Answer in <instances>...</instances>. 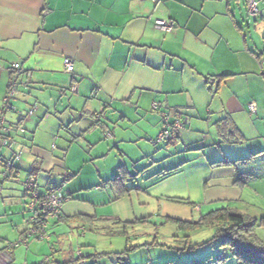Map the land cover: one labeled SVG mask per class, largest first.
I'll return each instance as SVG.
<instances>
[{
    "label": "crops",
    "instance_id": "obj_1",
    "mask_svg": "<svg viewBox=\"0 0 264 264\" xmlns=\"http://www.w3.org/2000/svg\"><path fill=\"white\" fill-rule=\"evenodd\" d=\"M231 3L232 0H0V108L9 85L16 81L14 110L6 114V125L13 129H24L23 133L10 132L11 144L4 145L0 138V151L7 147L11 151L6 160L12 154L21 156L14 162L17 174H28L32 169H37L36 176L41 174L45 180L41 190L52 186L53 175L62 164L59 157L49 155L42 142L40 144L37 140L40 130L46 133L44 139L49 143L55 138V133L64 132V129L65 133L76 135L78 140L94 149L99 146L107 149L110 143H114L113 149L121 156H130L121 150V144L126 141L135 143V138L127 140L123 136H115L117 129L122 134L132 132L136 122L148 116L154 118L155 123L153 114L156 110H150V106L152 108L156 101L170 110L174 117L180 116V107L173 108L168 103V95L180 90L174 83L172 88L168 82L169 78L173 81L178 73L173 69L175 61L204 74V84L213 101L215 98L217 102L220 100L216 109L207 105L208 119L205 123L212 124L214 137L210 133H203V138L192 142L180 134L174 147L162 143L163 146L158 147L163 148L160 150L162 153L159 151L152 157L148 152V155L135 157L133 160L138 162L152 157L154 160L149 166L153 170L142 176L140 170L135 171V177L141 180L127 183L128 188L135 187L127 195L118 198L117 188L110 182L117 169L101 177V184L80 180L77 178L78 172L67 174L63 180L67 184L61 192L72 198L63 204L61 216L51 221L49 229L62 226L78 231V227L84 226L87 231H93L102 220L108 218L107 221L113 224L110 227L107 224L108 229L124 230L125 224L138 219L134 214V208L138 207L145 208L142 210L144 217L155 216L164 224L176 225L177 230L182 232L188 231L179 228L168 218L181 222L193 221L196 218L192 206L199 207L197 218L225 208L248 215L237 207H231L240 204L242 199L243 184H238L237 178L239 175H250L245 184H248V180L257 179V175L248 174L241 166L264 156V141L260 140L261 137H254L245 140L248 144L240 148L233 146L244 144L240 130L243 122L252 130L261 128V125L264 127V105H259L257 96L250 95L247 101L243 99L237 87L224 94L221 89L222 86L230 89L228 86L234 80L232 77L248 74L255 75L264 87V70L258 67L261 57L254 53L256 50L253 46H248L245 37L243 43L236 44L226 35V29L230 27L240 28L236 25L235 14L231 12ZM168 16L175 22V31L169 35L154 27L157 19H168ZM231 46L235 53H242L237 64L229 61L233 67L217 75L214 71L204 73L199 70L197 60L207 59L204 56L217 58L222 47L233 53L228 49ZM177 48L185 55H179ZM65 59L73 62L72 72L64 69ZM14 64H19L20 69L15 70ZM236 66L243 71L233 69ZM206 78L211 80L209 85ZM73 85L77 87L76 93L70 90ZM251 103H256L257 113L250 119L248 105ZM29 111H33L31 116ZM100 114H104L105 119L101 126H97L95 120ZM150 118L146 123H151ZM256 118L257 121L253 123ZM26 133L31 137L27 138ZM107 133L110 138H106ZM147 133L143 131L144 137L139 139L145 140ZM233 150L239 151L240 155L234 154ZM142 156L144 158L140 159ZM249 157V162L228 163L229 160H247ZM44 158L46 162L43 163ZM122 163L119 162L118 166L126 165ZM65 170L67 172L66 166ZM126 170L128 176L135 175L127 166ZM10 184L13 185V182ZM5 190L6 197L13 199L15 192L21 194L14 187ZM20 203L23 206V221L26 215L24 201L14 200L16 209ZM215 203L221 204V208L202 214L205 207ZM174 205L181 215H173L169 206ZM109 208V214L100 212ZM82 218L95 222L90 224ZM28 220L31 224L29 216ZM21 221L16 220L18 224ZM206 229L214 231L213 228ZM24 231L18 232L19 237ZM59 231H55L54 235L60 242L59 235H63V232L56 233ZM190 233L194 232L182 237L175 235L172 241L177 242L173 249L178 253V261L171 262H187L184 260L189 258V253L198 249H191V246L207 241L213 235L195 241ZM0 234V264L69 262H55V257L51 262L50 258L53 257L50 255L44 262H40V258L37 262L35 256L28 254L20 259L21 252L18 255L19 250L16 249L19 248H15L18 242L12 244L9 235L5 232ZM47 241L52 243L49 237ZM25 245L28 249L35 247L36 250L39 247L31 242ZM51 250L55 252L54 243ZM61 252L66 256L65 251ZM181 252L186 253L182 261ZM191 258L196 260V257Z\"/></svg>",
    "mask_w": 264,
    "mask_h": 264
},
{
    "label": "rangeland",
    "instance_id": "obj_2",
    "mask_svg": "<svg viewBox=\"0 0 264 264\" xmlns=\"http://www.w3.org/2000/svg\"><path fill=\"white\" fill-rule=\"evenodd\" d=\"M256 1L259 3L257 8L262 15L252 18L247 17L245 14V0H232L231 12L235 14L236 23L240 26V28H242V30H239L238 28L234 29L233 27L228 29L225 27L223 28L226 29L228 39H230V41H235L236 44L243 43V37L246 38L248 46H253L256 50L254 53L258 55L257 57H261L259 59L260 62L258 67L260 66V70L261 67L264 70V0ZM170 8H172V6ZM248 20L249 22L247 23ZM174 31L175 29L171 33ZM169 34L170 33H168V35ZM228 49L233 50V53L227 51L225 47H222L218 51L220 56H217V58L216 56L214 58L204 56V58L207 59L197 60L196 62L199 63V70L204 73H211L214 71L213 73L217 75L227 70L226 68L233 67L229 61L237 64L236 62L241 58L242 53H240L241 55L235 53L232 46L231 48L228 47ZM176 50L179 55H185V52L181 51V49L177 48ZM209 59L212 60L208 61ZM174 65L173 69L175 72L178 71V73L175 77H173V81L169 78L168 82L170 81L169 84L172 88H174L175 84V86L179 87L178 89L180 90H177L175 93L172 92L168 95V103L173 106V108L180 107V116L177 118L174 117L170 113V110L161 106L160 103L156 101L155 103H157L158 109L155 114H153L156 119L155 123H153L154 118H150L148 116L145 120L136 122V126H133V128L131 127L133 130L132 132L129 131L122 134L118 132L117 129L115 131V136H123L124 139L127 140L128 138H135V143H128V141H126V143L121 144V150L125 151L130 156H121L116 149H113L114 143H110L107 149H103L104 147L102 146L94 149L81 139L78 140L76 135L72 136L67 134V132L65 133L64 129H62L64 132L55 133V138H52L50 143L44 139V137H46V133L43 130H40L37 133V140L40 144L42 142L44 150H47L49 155L53 154L61 159L60 163L62 165H60L59 168L57 167L58 171L53 175V182L51 180L52 189L58 192H61V190L63 191V187L67 184L63 180L67 174L70 175L74 172H78L77 178L80 180H85L87 183L101 184L103 182L101 177L105 176L107 173H111L113 170L117 169V171H119L118 164L121 161L126 164L125 166L123 165V167L126 168L127 166V168L131 169L133 174H135V171L140 170V176L146 175L147 171L151 172L153 170V168L151 169L149 166L154 160L152 157L156 154L162 153L160 150H163V148L159 149L163 146V142L157 141L159 133L166 127L171 130V125L175 120H178L182 125L186 124L184 125L183 130L181 128L178 130V133L192 142H198L201 138H203V133H210L209 135L214 137L212 124L208 123L207 125L205 123L208 119L207 105H210L211 109H216L217 105L220 104V100L217 102L215 98V101H213V97L205 87L204 74L198 72V70L196 71L195 68H190L178 60L174 62ZM233 69H236L239 72L243 71L238 66ZM232 78L234 80H232L228 86L230 89H227V86H222L221 93L224 94L227 91H233L237 87V91L243 94V99L247 101V97L250 95L257 96L259 105H264V87L260 85L255 75H240ZM150 110H153L151 106ZM149 118L151 119L150 124L146 123ZM164 118L170 122L166 123ZM248 121L250 120L248 119ZM256 121L257 118L253 120V123ZM240 130L244 136V138H242V142H244V144H235L237 147L233 146V148H240L241 146H244L247 143L245 140L253 139L254 137H261L260 140L264 141V127L262 125L261 128L252 130L248 124L243 122L240 124ZM143 131H148V136L145 137V140H140L139 138L144 137ZM17 132L19 131L17 130ZM208 134H205V136ZM26 137L29 138L31 136L29 133H26ZM194 145L196 144H193L192 146ZM179 148H181V146H179ZM255 149L256 148H254V150ZM148 152H151V158H147L143 162L142 160L139 162L133 160L135 157L144 154L148 155ZM233 152L236 155H240L237 150H233ZM10 154L11 151L8 150V147L1 148L0 157L2 159L4 158L3 160H6L5 158L10 156ZM18 157L20 159L21 156L18 155ZM143 158L144 156L140 157V159ZM262 158H264V156L257 158L255 162L246 163L241 166L248 174L257 175V179L248 180V184L242 186L241 203L231 206L237 207L242 213H248V216L250 215L249 217L258 220L264 216V159ZM18 160H15V162ZM2 162L3 161H0V233L5 232V234L9 235V239H11L10 242H12V244L18 242L15 248H19L16 249L17 251L19 250L17 253L18 255L21 252L20 259H23L24 254H28L32 257L35 256L37 262L39 258L41 259L40 262H44L45 258L50 255V257H53L50 258L51 262H53L52 259L55 257V262H65L69 260L67 264H172L173 262L171 261H178V253L176 249H173V246H176L177 242H173L172 240L175 239V235L182 237L186 236V233L188 232L178 231L175 227L176 225L164 224L161 219L147 214L146 222H138L134 224L129 223L126 225L125 230L122 228L119 230L108 229L111 225H113L112 221H107L108 218L102 220V223L94 228L93 231H87L84 236L79 234L77 230L70 229V227L61 226L60 228H55V230L49 229V238L52 240V243H54L55 252L54 250H51L52 243L47 241L48 239L37 240L34 236H28L26 242L28 244L29 242H31V244H38V249L35 250V247L28 249V246L26 247L25 244L21 246L18 232L21 233L23 229L26 231L32 227V224H29L28 220V216H31V212L27 204L31 192H28L27 186L24 185L27 180V175L24 172L19 173L16 180L14 178H12L11 181L4 180V177H2L4 164ZM44 162H46L45 158L43 160V163ZM65 166L67 168V172L65 170ZM68 169L70 170L68 171ZM109 177L112 176L110 175ZM111 179L112 178H110V180ZM140 180L141 178H139V181ZM12 182L13 185L10 184ZM36 185L39 188H43L45 185V180L41 174L36 176ZM10 187L19 189L21 194L19 195V193L15 192L14 199L6 197L7 194H4V192H6L5 189ZM2 189H4L3 193ZM10 194L13 193L11 192ZM14 200L24 201L23 205L26 215L23 221H21L23 206L20 203L19 207L16 209ZM175 207L176 205H174V207L169 206V208L173 211V215H181L176 211ZM219 207L221 208V204L219 203L207 206L202 210V214L210 209H216ZM192 208L194 211L193 216H195V220H197L199 207L197 206L196 208V206H192ZM194 208H196V210ZM143 209L145 208H134L136 218L141 219L144 217V214L142 213ZM100 212L103 214H109L110 208L103 209ZM146 213H148V211H146ZM18 219H20L21 224L16 222ZM107 224L109 226L108 228ZM55 231H59L56 233L63 232V235H59V237H61L60 242L54 235ZM123 231L125 234H123ZM213 232V230L204 228L192 234L190 233V236L192 238L194 237L195 241H198L210 237ZM256 233L258 237L264 241V228L258 229ZM197 234L200 235L196 237ZM61 250L66 252V256L61 252ZM77 251H80L82 254L84 263L78 262L75 259ZM180 254L182 261V259L186 256V253L181 252ZM70 255H72L74 261H71ZM217 255H220V261H217ZM202 256V261L207 262L205 260L209 259L208 262L210 264H236L235 258L231 255V253L228 250L219 247L216 243L206 245L204 249L198 248L196 251L190 252L188 255L189 258H185L184 261H191V257H196L195 259L199 260ZM176 263L178 262H174L173 264Z\"/></svg>",
    "mask_w": 264,
    "mask_h": 264
},
{
    "label": "trees",
    "instance_id": "obj_3",
    "mask_svg": "<svg viewBox=\"0 0 264 264\" xmlns=\"http://www.w3.org/2000/svg\"><path fill=\"white\" fill-rule=\"evenodd\" d=\"M152 1H154V0H152ZM245 2H246L245 3V11H246L245 14L247 17L254 18V17H259L262 15L259 10L255 16L249 15L248 10H247V1L245 0ZM256 2H257V7H258L259 3H258V1H256ZM165 20L172 21L174 24V29H175V22L172 19L168 18ZM248 22H249V20L247 21V23ZM236 25H238V24H236ZM239 29L242 30V28H239ZM164 33H166V32H164ZM169 33H171V32H169ZM221 77H223V76H221ZM263 78H264V76H263ZM210 83H211V80L209 78H206V84L209 85ZM157 109H158V107L153 109V111L157 110ZM256 113H257V106H256L255 113L251 114V116H250V113L248 111L249 118L250 119L253 118L256 115ZM0 114H4L5 116L7 114V113H5V111H3L2 106L0 108ZM164 120H165V118H164ZM102 121H103L102 119L95 120V124L97 126H101ZM168 122H170V121H168ZM165 130L168 131L169 136H167V138H165L163 140H159L157 137V141L163 142L165 144L168 143V146L174 147L176 140L179 139V137H180L179 136L180 133H178V131H175V130H169L168 127L163 129L162 132H164ZM12 131H14V130H12V127H11V132ZM3 137H4V135H3V133H1L0 138H3ZM254 155H256V154H254ZM17 156H18L17 154H12V156L8 160L2 159V161H3L2 163L4 164L3 165V171H2V177H4V179L14 178L16 180L18 174L16 172L14 162H15ZM250 159L251 158L249 157V158H247V160H232V161L229 160L228 163L234 165V164L242 163V162L245 163L246 161L249 162L248 160H250ZM10 162H12L13 165H12V168L8 169L7 165ZM118 169H119V171L112 177L110 182L117 188L116 189L117 195H118L117 197L119 198L123 195H127L131 191H134L133 189H135V187H132L130 189L127 187V183H131L132 181L138 182L139 180L137 179V177H135L136 174L132 175V176L129 174L130 176H128V172H127L126 168L123 167V165H120ZM36 171H37V169H32L28 174H26L27 180H31L34 182V186L32 188L33 191L38 192L39 195H44L49 190H52V188H51V186H48L44 190H41L36 185V175L38 174ZM170 173H172V172H170ZM166 174H169V173H166ZM242 176L243 177H241L239 175L237 178V183L240 185L241 184L244 185L246 183L247 179L251 177L250 175H248V176L242 175ZM36 188H38V189H36ZM27 191L32 192L31 189H27ZM58 193L63 196L62 197L63 200L61 201V210H62L63 204L66 203L67 201L71 200L72 196L71 195H64L61 192H58ZM31 199H32V193L29 197L27 204L30 203ZM61 210H60L59 214H57L53 218H48L47 220L44 218L47 221V226L45 228L38 224L39 216L36 213V211H34V210L30 211L31 212L30 222L32 224L31 228L35 229L36 236L35 235L34 236L37 240H41L40 235L43 232H45L47 237H50L48 234L50 223L53 220H57L61 216ZM43 216L44 215H42V217ZM146 218L147 217H143L141 219H134L132 222H129V223H131V224L138 223V222L144 223L147 221ZM82 219L88 221L90 224H92V222H95L93 219H89V220H87L86 218H82ZM168 220L173 221L174 223H176L178 225L179 228L184 229L188 232H195V231H198V230H201L204 228H213L214 229L213 235L207 241H204V242L197 244V245H193V246H191V249H193L195 247L204 249V247L206 245L216 243L219 245V247L224 248L225 250H228L231 253V255L235 258L236 264H264V241L262 239H260L256 233V231L258 229L264 228V217H262L260 220L253 219V218L249 217L248 215H242V214L237 213L233 210L225 208V209L210 211L209 213H207L205 215H201L199 218H197V220H193L190 222H181V221L173 220V219H169V218H168ZM129 223H127V224H129ZM127 224H125L124 226H126ZM28 230L24 231L23 234L20 236V241L23 244H27L26 240L28 238V236H27ZM87 230L88 229L85 228L84 226L78 227V233L79 234L84 235L87 232ZM123 234H125L124 231H123ZM0 252H2V251L0 250ZM124 252H126V251H124ZM78 253L80 255H78ZM219 256L220 255H217V257H218L217 261L221 260ZM70 258H71V261H74L72 255H70ZM75 259L78 262L84 263V259H83L82 254L80 253V251H77ZM205 261H207V262L202 261V258H201L199 260H191V261H187V262H183V263H176V264H210L208 262L209 259H206Z\"/></svg>",
    "mask_w": 264,
    "mask_h": 264
},
{
    "label": "built area",
    "instance_id": "obj_4",
    "mask_svg": "<svg viewBox=\"0 0 264 264\" xmlns=\"http://www.w3.org/2000/svg\"><path fill=\"white\" fill-rule=\"evenodd\" d=\"M247 1V10H248V14L251 16H255L258 13V9H257V2L255 0H246ZM154 27L157 30H160L162 32H172L174 30V24L172 21L170 20H165V19H157L154 22ZM63 66L64 69L67 72H72L73 71V62L69 59H65L63 61ZM13 68L15 70H19L20 69V65L19 64H14ZM15 87H16V81H12L11 84L9 85L5 96L3 97L2 100V108L3 111H5V113L11 112L12 110H14V105H13V99H14V95L16 93L15 91ZM72 93H76L77 91V87L76 85L71 86L70 88ZM158 105L157 103H153L152 104V108L155 109L157 108ZM248 111L251 114L255 113L256 111V105L254 103H251L248 105ZM29 115L31 116L33 114V111H29L28 112ZM5 117L4 114H0V125L2 123L3 118ZM104 120V114H100L96 116V120ZM166 123H169L167 119H165ZM184 126V124L182 125L178 120H175L173 122V124L171 125V130H175L178 131L180 128L182 129ZM5 129L0 130L1 133H3ZM12 130L14 131H19L20 133L24 132V129L22 127H17V128H12ZM168 131L165 130L164 132H161L158 136L159 140H163L165 138H167L168 135ZM110 134L107 133L106 134V138H110ZM3 144L7 145V144H11V141H9V138H2L1 139ZM19 157H16V160H18ZM13 163L10 162L7 165V168H12ZM24 185L27 186V189H31V193H32V199L30 200V203L28 204V208L30 211H36V213L39 216V220H38V224L42 227H46L47 226V219L48 218H53L55 217L57 214H59L60 210H61V201L63 200V196L61 194H59L56 190L52 189L49 190L47 193H45L44 195H39L38 192L33 191L32 188L34 186V182L31 180H26ZM42 215H44L42 217ZM42 217V218H41ZM46 220H45V219ZM37 224V225H38ZM36 236V231L34 228H31L27 231V236ZM34 236V237H35ZM41 239H48L47 235L45 234V232H43L40 235ZM78 255H80L78 253Z\"/></svg>",
    "mask_w": 264,
    "mask_h": 264
},
{
    "label": "water",
    "instance_id": "obj_5",
    "mask_svg": "<svg viewBox=\"0 0 264 264\" xmlns=\"http://www.w3.org/2000/svg\"><path fill=\"white\" fill-rule=\"evenodd\" d=\"M2 129H5L4 131H3V135H4V137L3 138H9V134H10V132H11V126H7L6 125V117H4L3 118V120H2V123H1V125H0V130H2ZM1 132V131H0ZM1 134V133H0ZM6 136V137H5Z\"/></svg>",
    "mask_w": 264,
    "mask_h": 264
}]
</instances>
